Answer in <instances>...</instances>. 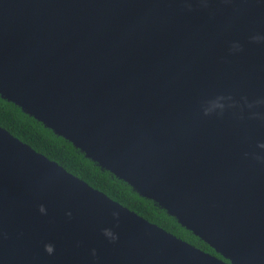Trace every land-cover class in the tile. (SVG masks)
I'll use <instances>...</instances> for the list:
<instances>
[{"label": "water", "instance_id": "95a60500", "mask_svg": "<svg viewBox=\"0 0 264 264\" xmlns=\"http://www.w3.org/2000/svg\"><path fill=\"white\" fill-rule=\"evenodd\" d=\"M0 97L220 255L0 126V264H264V0H0Z\"/></svg>", "mask_w": 264, "mask_h": 264}, {"label": "trees", "instance_id": "16d2710c", "mask_svg": "<svg viewBox=\"0 0 264 264\" xmlns=\"http://www.w3.org/2000/svg\"><path fill=\"white\" fill-rule=\"evenodd\" d=\"M0 126L148 221L196 247L220 257L207 243L182 227L174 217L168 215L152 200L138 195L125 181L118 179L109 171L101 169L95 162L86 158L72 143L54 134L41 122L24 113L14 103L1 97Z\"/></svg>", "mask_w": 264, "mask_h": 264}]
</instances>
